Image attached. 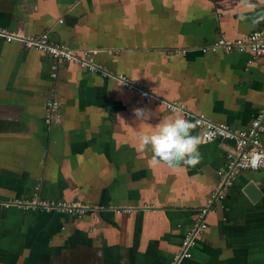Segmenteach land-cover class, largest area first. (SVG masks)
I'll use <instances>...</instances> for the list:
<instances>
[{
    "label": "crops",
    "instance_id": "1",
    "mask_svg": "<svg viewBox=\"0 0 264 264\" xmlns=\"http://www.w3.org/2000/svg\"><path fill=\"white\" fill-rule=\"evenodd\" d=\"M252 3L0 0V29L15 35H0V264H170L208 201V225L181 264H264V168L225 185L232 146L203 140L196 126L203 159L195 167L137 151L140 133L173 116L169 103L191 122L203 113L241 129L264 108V56L248 63L249 52L201 50L264 26V0ZM44 32L90 50L88 61L107 74L25 45ZM51 89L60 116L46 122ZM137 108L148 116L137 119ZM248 182L260 192L255 200L243 191ZM217 191L224 195L213 199ZM31 200L89 208L76 217L3 205Z\"/></svg>",
    "mask_w": 264,
    "mask_h": 264
},
{
    "label": "built area",
    "instance_id": "2",
    "mask_svg": "<svg viewBox=\"0 0 264 264\" xmlns=\"http://www.w3.org/2000/svg\"><path fill=\"white\" fill-rule=\"evenodd\" d=\"M0 35L4 36L6 40H11L15 37L14 34H10L3 29H0ZM24 43L27 46L44 51L57 62H76L81 66H87L90 70H100L103 74H107L106 71L88 61L86 56L90 50H72L61 42L50 41L46 32L34 37L26 38L24 39ZM218 48L225 51H237L241 53L249 52L251 57L248 59V63H251L255 58L264 56V26L254 28L249 33L235 39H228L225 36L220 35L216 40L202 46L201 50L203 52H207L215 51ZM57 69V64H54L52 66L53 71L51 73L53 77L56 76ZM120 80L127 88L135 90L146 99L153 96V94H151L147 89L136 86L124 77L120 78ZM156 99L158 102L162 101L158 97H156ZM179 106L174 103L168 104L169 108H178ZM59 107L60 105L55 95V91L54 89H51L45 100L44 119L46 122H52L60 116ZM192 118L194 125L200 130L203 140H219L221 142L229 143L232 146V149L226 152L225 166L227 170V177L224 182L225 185L230 186L233 184L239 171H257L264 168V164L260 167H252L249 163H247L251 154L264 153V145L262 144L260 137L261 133L264 131V108L257 113L247 128L243 129L235 128L221 122H214L207 118L203 113L193 114ZM223 195L224 194L220 191H217L212 197L213 199L218 196L222 198ZM3 205L7 207L10 205L22 207L42 206L47 210L57 209L65 213L75 215L76 217H80L89 208L85 204L77 201L57 203H46L44 201L40 202L35 200L25 203H20L19 201H6L3 202ZM208 211L209 201L206 206L199 209L197 220L189 229L185 231L180 246L178 250L174 252L170 264H181L183 259L190 258L192 256V248L195 246L196 241L201 237V234L208 225L205 218Z\"/></svg>",
    "mask_w": 264,
    "mask_h": 264
},
{
    "label": "clouds",
    "instance_id": "3",
    "mask_svg": "<svg viewBox=\"0 0 264 264\" xmlns=\"http://www.w3.org/2000/svg\"><path fill=\"white\" fill-rule=\"evenodd\" d=\"M245 7L253 8L252 0H243ZM241 20L247 19L243 14ZM253 20V23H256ZM137 119H144L148 114L143 109H134ZM173 116L160 123L154 132H142L138 135L137 151L150 150L154 162H164L169 167H179L181 164L195 167L202 162L199 151L201 140L193 135L194 123L181 114V109H172ZM252 167L264 164V153H253L247 160Z\"/></svg>",
    "mask_w": 264,
    "mask_h": 264
},
{
    "label": "water",
    "instance_id": "4",
    "mask_svg": "<svg viewBox=\"0 0 264 264\" xmlns=\"http://www.w3.org/2000/svg\"><path fill=\"white\" fill-rule=\"evenodd\" d=\"M243 191L249 196L251 200H255L257 196L260 194L257 186L254 184V182H248Z\"/></svg>",
    "mask_w": 264,
    "mask_h": 264
}]
</instances>
